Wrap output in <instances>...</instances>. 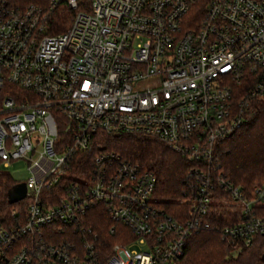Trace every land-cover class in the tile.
Listing matches in <instances>:
<instances>
[{"label":"built area","instance_id":"obj_1","mask_svg":"<svg viewBox=\"0 0 264 264\" xmlns=\"http://www.w3.org/2000/svg\"><path fill=\"white\" fill-rule=\"evenodd\" d=\"M62 1L77 12L53 33L42 8L0 0V164L29 172L25 219L0 220V263L98 264L100 237L82 222L99 205L126 240L106 264H171L193 233L217 227L220 192L240 212L218 227L222 239L235 253L251 245L264 233V181L246 190L214 154L264 93V0H50V10ZM98 132L150 135L201 163L186 215L159 207L156 173L99 148ZM70 228L81 239L49 235Z\"/></svg>","mask_w":264,"mask_h":264},{"label":"trees","instance_id":"obj_2","mask_svg":"<svg viewBox=\"0 0 264 264\" xmlns=\"http://www.w3.org/2000/svg\"><path fill=\"white\" fill-rule=\"evenodd\" d=\"M18 7L36 5L49 15L50 31L58 33L66 30L77 12L69 7L66 1L50 10V0H6ZM90 0H79L80 8L86 9ZM99 148L113 150L124 159L137 162L144 168L153 170L157 175V188L154 194L157 205L175 217H184L186 203L180 202L187 189V177L194 167L201 163L188 159L181 153L172 150L156 137L141 134L109 135L96 133ZM215 165L222 169L235 184L246 190L264 181V93L253 98L245 111V122L231 135L219 140L215 147ZM83 165L82 161L74 163L75 169ZM75 172V171H74ZM17 182L7 173L0 171V220L6 224L24 220L26 201L9 200V190ZM217 198L226 197L222 192ZM212 203L211 218L215 226L205 228L192 234L185 254L171 264H264V233L256 235L253 243L241 248L236 253L230 244L225 242L218 227L231 224L237 220L240 212L221 201ZM179 200V201H174ZM18 209L16 216L13 209ZM83 225L92 232L98 233L101 241V256L98 264H106L110 246L115 242H125L121 236L122 225L110 220L108 212L96 205L83 218ZM115 231L111 232V226ZM55 238L69 240L81 239V231L75 228L58 234L50 232ZM1 264V263H0Z\"/></svg>","mask_w":264,"mask_h":264},{"label":"rangeland","instance_id":"obj_3","mask_svg":"<svg viewBox=\"0 0 264 264\" xmlns=\"http://www.w3.org/2000/svg\"><path fill=\"white\" fill-rule=\"evenodd\" d=\"M0 171L9 174L17 183H25L29 176L27 163L22 160L13 163L10 166L0 164ZM174 201H179V200H174ZM131 248L136 249L138 251L147 250V246L139 245V244H135Z\"/></svg>","mask_w":264,"mask_h":264},{"label":"water","instance_id":"obj_4","mask_svg":"<svg viewBox=\"0 0 264 264\" xmlns=\"http://www.w3.org/2000/svg\"><path fill=\"white\" fill-rule=\"evenodd\" d=\"M27 188L25 183H17L9 190V200L19 201L26 196Z\"/></svg>","mask_w":264,"mask_h":264}]
</instances>
